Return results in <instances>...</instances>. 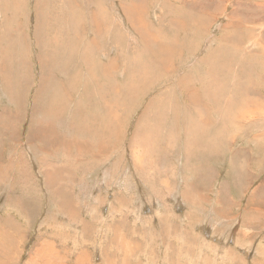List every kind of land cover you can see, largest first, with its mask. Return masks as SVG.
Instances as JSON below:
<instances>
[{
  "label": "rangeland",
  "instance_id": "rangeland-1",
  "mask_svg": "<svg viewBox=\"0 0 264 264\" xmlns=\"http://www.w3.org/2000/svg\"><path fill=\"white\" fill-rule=\"evenodd\" d=\"M61 1L0 0V264H264V0Z\"/></svg>",
  "mask_w": 264,
  "mask_h": 264
},
{
  "label": "bare ground",
  "instance_id": "bare-ground-1",
  "mask_svg": "<svg viewBox=\"0 0 264 264\" xmlns=\"http://www.w3.org/2000/svg\"><path fill=\"white\" fill-rule=\"evenodd\" d=\"M18 1H22V0H18ZM48 1L49 0H34V2H33V7H34V11H35V14H37V18H40V15H41V13H42V9H41V6L43 5V3L44 4H48ZM52 1H54V4L56 5H58V7L59 8H61V0H52ZM91 1V0H90ZM149 1V0H148ZM131 2V1H130ZM129 2V3H130ZM139 2H140V0H139ZM144 2H146V1H144ZM197 2V1H196ZM50 3V2H49ZM63 3V2H62ZM67 3V2H66ZM81 3V2H80ZM88 3V2H87ZM141 3H142V1H141ZM197 3H199V2H197ZM197 3H193V4H196V5H192V6H197L198 4ZM50 4H53V3H50ZM72 4V3H71ZM91 4V3H90ZM137 4H138V2H137ZM137 4H133L132 6H127V4H124L123 5V11H124V13H125V16L127 17V18H130V19H133V20H136L137 18H138V15H140L139 13H140V9H138V5ZM145 4V3H144ZM190 3H188V5H189ZM10 5V4H9ZM21 5V4H20ZM49 5V4H48ZM55 5H53V7L55 6ZM70 5V4H69ZM80 5V4H79ZM141 5V4H140ZM147 5V4H146ZM188 5H187V7H188ZM200 5H202V3H200ZM199 5V6H200ZM18 6V5H17ZM64 6H65V4H64ZM87 6V5H86ZM181 6H183V4L181 5ZM174 7V9L176 10L175 12H181L182 11V13H183V8L182 7ZM199 6H197V7H199ZM50 7V6H49ZM48 7V8H49ZM80 7V6H79ZM173 7V6H172ZM186 7V6H185ZM191 7V6H190ZM48 8H46V9H48ZM81 8V7H80ZM88 8V7H87ZM45 9V8H44ZM45 9V10H46ZM72 9V8H71ZM168 9H170V8H168ZM2 10V9H1ZM4 10V9H3ZM56 10V9H55ZM73 10V9H72ZM94 10V9H93ZM104 10V9H103ZM195 10L197 11V9L195 8ZM194 10V11H195ZM199 10V9H198ZM51 11V10H50ZM52 11H54V10H52ZM75 11H77V10H75ZM74 11V12H75ZM79 11V10H78ZM173 11V10H172ZM193 11V12H194ZM2 12V11H1ZM55 12H58L59 14H60V16H61V14H63V13H67V14H70V16H71V10L70 9H65V10H63V11H61V9H58L57 11H55ZM168 12V11H167ZM10 13V12H9ZM13 13V12H12ZM51 13V12H50ZM54 13V12H53ZM182 13H180L181 15H182ZM170 14V13H169ZM175 14V13H174ZM173 14V15H174ZM195 14V13H194ZM49 15V14H48ZM54 15V14H53ZM167 15V14H166ZM177 15V14H176ZM175 15V16H176ZM191 15V14H190ZM46 16V15H45ZM191 16H193V15H191ZM197 16V15H196ZM63 17V16H62ZM171 17V16H170ZM169 17V18H170ZM174 17V16H173ZM184 17V16H183ZM183 17H182V19H183ZM175 18V17H174ZM194 18V17H193ZM66 19V18H65ZM69 19V18H68ZM160 19H162V17H160ZM171 19H173V18H171ZM55 20V19H54ZM59 20V19H58ZM73 20V19H72ZM75 20V19H74ZM73 20V21H74ZM145 20V19H144ZM194 20V22H195V18L193 19ZM63 21V20H62ZM90 21L94 24V26L95 27H93L92 25H91V27L93 28V29H95V31H96V33L97 34H99L100 33V30L101 29H104V28H101V26H100V24H101V22H105L104 20H102V18L99 16V14L96 12V11H93L92 12V14H91V16H90ZM176 21V20H175ZM188 21V18H187V20L185 21V22H187ZM16 22V21H15ZM56 22V21H55ZM65 22V21H64ZM139 22V21H138ZM142 22V21H141ZM145 22V21H144ZM168 22V21H167ZM170 22V21H169ZM174 22V21H173ZM171 23V24H174L175 25V22L174 23ZM177 22V21H176ZM178 22H180L179 20H178ZM190 22V21H189ZM16 23H18V22H16ZM42 23V22H41ZM146 23V22H145ZM182 23H183V21H182ZM181 23V24H182ZM196 23V22H195ZM160 24V23H159ZM21 25V24H20ZM77 25V24H76ZM168 25V24H167ZM38 26V25H37ZM61 25H59V27H60ZM142 26V25H141ZM161 26H162V24H161ZM164 26V25H163ZM173 26V25H172ZM172 26L170 27V28H172ZM135 27H137V26H135ZM165 27V26H164ZM178 27V29H179V26H175L174 28H177ZM6 28V27H5ZM18 28V27H17ZM64 28V27H63ZM158 28H160V27H158ZM19 29V28H18ZM60 29V28H59ZM141 29V28H140ZM173 29V28H172ZM53 30V29H52ZM62 30V29H61ZM160 30H162V29H160ZM177 29H175V31H176ZM159 31V30H158ZM12 32V31H11ZM50 32V31H49ZM165 32H166V27H165ZM171 32H173V31H171ZM55 33V32H54ZM141 33H142V37H143V39H145L146 40V42L147 43H149L150 41L149 40H151V41H153V39L155 40V42H154V45H157L158 46V42H156V39H155V37L153 36V35H151L150 34V32H149V27L146 25V27L144 28V29H142V31H141ZM175 32H173V34H174ZM178 33V32H177ZM176 33V34H177ZM16 34V33H15ZM34 34H36V32L34 33ZM173 34H171V35H173ZM14 36V35H13ZM28 36V35H27ZM42 36V35H41ZM5 37V36H4ZM46 37V36H45ZM48 37V36H47ZM50 37V36H49ZM48 37V38H49ZM19 38V37H18ZM17 38V39H18ZM37 38V37H36ZM35 38V39H36ZM10 39V38H9ZM16 40V39H15ZM28 40V39H27ZM45 41V40H44ZM19 43H21L20 41H19ZM40 43V42H39ZM29 44H30V42H29ZM28 45V44H27ZM42 45V44H41ZM47 45H50V44H47ZM20 46V45H19ZM44 46V45H43ZM7 47V46H6ZM12 47H14V44H13V46ZM26 47V46H25ZM45 47V46H44ZM153 47V46H152ZM156 47V46H155ZM5 48V47H4ZM8 48H11V46H8ZM28 48V47H27ZM47 47H45V48H43V49H46ZM150 48V47H149ZM38 49V48H37ZM47 49H49V47L47 48ZM151 49V48H150ZM154 49V48H153ZM39 50V49H38ZM152 50V49H151ZM24 51V50H23ZM64 52V51H63ZM91 52V51H90ZM61 53H62V51H61ZM173 53H174V51H173V44L172 43H169V44H167V45H159L158 46V48H156V49H154V52H153V54H151L152 56H153V60L155 61V62H158V64H159V67H160V64H163V65H165V62L167 63L168 62V64H170L169 63V60H171L172 59V55H173ZM59 54V53H58ZM63 55H64V53H62ZM148 54V53H147ZM26 55V54H25ZM44 54H41L40 53V55L39 56H37L36 55V57H38V59L39 58H41V56H43ZM63 55H61V58H59V59H61L62 60V56ZM45 56V55H44ZM118 56V55H117ZM122 56V55H121ZM35 57V59H37ZM48 57V56H47ZM50 57V56H49ZM48 57V58H49ZM58 57V56H57ZM149 57V56H148ZM33 58H34V56H33ZM54 58L55 57H53V60H54ZM65 58H66V56H65ZM119 58L120 57H117V61H114L113 59H111V61L107 64V65H98V68L100 69L101 68V66L103 67L102 69L105 71V68L106 67H110L111 65H113L114 64V66H115V64L117 63V62H119ZM69 58H66V60H68ZM24 61H25V59H23ZM51 60H52V57H51ZM52 60V61H53ZM140 60V59H139ZM56 61V60H55ZM15 62V61H14ZM20 62H22L23 63V61H21L20 60ZM39 62H40V65L41 64H47L48 62H46V60L44 61L43 60V58H41V59H39ZM60 62V61H59ZM17 63V62H16ZM15 63V64H16ZM24 63H26V61L24 62ZM53 63H54V61H53ZM52 63V64H53ZM61 63V62H60ZM18 64V63H17ZM27 64V63H26ZM50 64H51V62H50ZM50 64H47L46 66L47 67H49V65ZM59 64V63H58ZM140 64V63H139ZM141 64H143V63H141ZM147 64H148V62H147ZM9 66L11 65L10 63L8 64ZM24 65V64H23ZM28 65V64H27ZM149 65V64H148ZM175 65V64H174ZM8 66V67H9ZM42 66V65H41ZM86 66H88L89 67V65H86ZM153 66H154V64H153ZM158 66V65H157ZM11 67V66H10ZM56 67H57V63H56ZM140 67V66H139ZM156 67V66H155ZM165 67V66H164ZM163 66H162V68H164ZM168 67V66H167ZM166 68V67H165ZM11 69V68H10ZM41 69V68H40ZM44 69H46V67L44 66ZM148 69V68H147ZM101 70V69H100ZM145 70V69H144ZM10 71H12V70H10ZM46 71V70H45ZM146 71V70H145ZM157 71H158V69H157ZM160 71V70H159ZM158 71V72H159ZM163 71V70H162ZM53 72V71H52ZM14 73V72H13ZM21 73V72H20ZM42 73V72H41ZM46 73H48V72H46ZM106 73H108V72H106ZM11 74V73H10ZM19 74V73H18ZM50 74V73H49ZM73 74V73H72ZM144 74V73H143ZM154 74V73H153ZM157 74V73H156ZM24 75H26V73L24 74ZM41 75H43V74H40V79H42V76ZM50 75H52V74H50ZM45 75H43V77H44ZM48 76V75H47ZM47 76H45L44 78L46 79V77ZM23 77V76H22ZM38 77H39V75H38ZM38 77H37V80H38ZM50 77V76H49ZM49 77H47V78H49ZM74 77V76H73ZM158 77H159V75H158ZM43 78V79H44ZM79 78V76L76 78V79H78ZM3 79V78H2ZM28 79V78H27ZM52 79V78H51ZM68 79H70V78H68ZM74 80H75V78H73ZM150 79V78H149ZM3 81H4V79H3ZM2 81V82H3ZM47 81H48V79H47ZM47 81H45V82H47ZM133 81V80H132ZM49 82V81H48ZM71 81H69V83H70ZM1 83V82H0ZM43 83H44V81L42 80L41 81V86L40 87H42V85H43ZM49 83H51V82H49ZM62 85V84H61ZM64 85H66V84H64ZM39 86V85H38ZM46 86L47 85H43V87H45V89H46ZM49 87V86H48ZM48 87H47V89H48ZM37 88V87H36ZM65 88V87H64ZM64 88L62 87V89L64 90ZM145 88V87H144ZM38 89V88H37ZM40 89V88H39ZM4 91V90H3ZM32 91V90H31ZM44 91H46L45 92V94H47V90H44ZM43 92V91H42ZM64 92V91H63ZM9 93H10V95L11 96H14L15 95V93L13 92V90H12V88H11V90L9 89ZM34 93H35V91H34ZM38 93V92H37ZM44 94V95H45ZM57 95L55 96V97H52V98H50V99H48V98H45L44 97V95H43V98L42 99H45L46 101H45V103L44 104H42L41 105V109L38 111H34V110H36V109H34L35 107L33 106V113H32V115H35V114H37V112H40V114L41 115H43L44 116V118H46L47 120H46V123H44V120H43V122H41V124H40V126L37 128V129H35V136H36V138L38 137V139H40V140H42V138H44L43 136H46V138H45V141L46 142H49V143H53V142H59L60 141V137L58 136V134H56V132L54 131V129H53V125L54 124H56V122H58L59 120H61V89H58V91H57V93H56ZM68 96V95H67ZM17 97H19V95L16 93V97L15 98H17ZM36 97V96H35ZM163 97V96H162ZM165 97V96H164ZM38 98H40V97H38ZM18 99V98H17ZM36 99L37 98H35V101H36ZM167 99V98H166ZM32 101H34V99H32ZM34 101V102H35ZM40 101V100H39ZM44 101V100H43ZM65 102V101H64ZM37 104H38V102H36ZM34 103H32V104H30V105H33ZM41 104V103H40ZM64 104V103H63ZM39 105V104H38ZM118 105V104H117ZM38 107V106H37ZM40 107V106H39ZM96 107V106H95ZM30 109V108H29ZM30 110H32V109H30ZM108 111H109V109H108ZM119 114V113H118ZM115 115H117V114H115ZM102 116V115H101ZM172 116V115H171ZM105 117V116H104ZM108 117V116H107ZM116 117V116H115ZM200 117H202V118H200V122H196L195 123V125H194V127L196 128V127H200V126H203L204 125V128L206 127V126H208V123H209V121H207L206 120V118H204V116H203V114H201V116ZM105 119V118H104ZM209 119V118H208ZM219 119V118H218ZM107 122H109L108 120L106 121H104L103 119L101 120V121H99L98 123H96L95 124V126H94V128L91 130V131H89V134H90V136L96 141L94 144L95 145H93V144H91V146H94L95 148H97V149H100V150H103L104 149V144L99 140V137H100V135L102 134V133H106L107 132V129H108V123ZM175 123V122H174ZM118 124V123H117ZM120 124V123H119ZM113 126V125H112ZM111 126V127H112ZM119 126V125H118ZM112 133V132H111ZM175 134V133H174ZM33 136V135H32ZM31 136V137H32ZM30 137V138H31ZM111 137V136H110ZM104 138H105V136H104ZM106 139H107V137H106ZM111 139V138H110ZM35 140V139H34ZM44 140V139H43ZM42 140V141H43ZM108 141V140H107ZM208 141V140H207ZM212 141V140H211ZM44 143V142H43ZM91 143H93V142H91ZM106 143V142H105ZM108 143V142H107ZM111 143V142H110ZM48 144V143H47ZM74 144V143H73ZM87 144H88V142H87ZM206 144V143H205ZM50 145V144H49ZM48 145V146H49ZM61 145L62 146H69V145H66L64 142H62L61 143ZM108 144H106V146H107ZM45 146V145H44ZM88 146V145H87ZM165 146V145H164ZM46 147V146H45ZM43 148V147H42ZM92 148V147H91ZM77 149V148H76ZM87 151V150H86ZM51 153V152H50ZM95 153V152H94ZM94 153H92L91 152V154H94ZM97 157V156H96ZM47 158V157H46ZM48 163V162H47ZM52 170V169H51ZM2 173V172H1ZM56 181V180H55ZM192 207V206H191ZM1 226L2 225H0V229L1 230H3L4 229V226H2V228H1ZM8 249H9V247H8ZM73 262V261H72ZM83 263V262H82Z\"/></svg>",
  "mask_w": 264,
  "mask_h": 264
}]
</instances>
